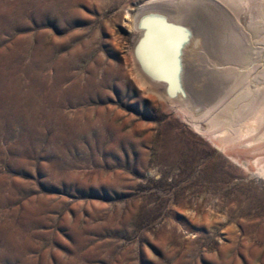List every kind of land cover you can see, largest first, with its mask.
I'll return each mask as SVG.
<instances>
[{
	"label": "rangeland",
	"instance_id": "rangeland-1",
	"mask_svg": "<svg viewBox=\"0 0 264 264\" xmlns=\"http://www.w3.org/2000/svg\"><path fill=\"white\" fill-rule=\"evenodd\" d=\"M149 1L0 0V264H264V122L220 149L183 114L264 89V0L190 6L185 96L137 65Z\"/></svg>",
	"mask_w": 264,
	"mask_h": 264
},
{
	"label": "bare ground",
	"instance_id": "bare-ground-1",
	"mask_svg": "<svg viewBox=\"0 0 264 264\" xmlns=\"http://www.w3.org/2000/svg\"><path fill=\"white\" fill-rule=\"evenodd\" d=\"M222 1H224V4H225V2H228V4L232 3V5L236 4L237 6H241V5L244 6V2H246L245 0H222ZM259 1H262V0H259ZM196 2H199V0H152L151 2L149 1L150 4H148L147 6H145L143 8L142 14L140 15V17L138 18V21H137V26L139 27V31H138L139 33H138V37H137L135 44H138V45H137L136 49H134L135 53H136L135 57L137 60V65L139 66L141 72L145 75V77L147 76L149 79L155 78L158 80H162V82L160 81V83L157 82V83H159V86L161 88H164L165 92H166L167 88H168V90L171 89L172 91H174L176 93L175 95H177V96L178 95H184V96L186 95V92L184 89V81H183L184 80L183 76H184V72H185L184 71V69H185L184 68V64H185L184 58L186 55H188L187 51L192 50L193 47H196V45L198 44V39H196V36L198 34L194 33V31L191 30L190 24L186 21V18H185L186 12L189 10L190 6H192ZM211 2H212V0H211ZM250 2H251V0H250ZM15 4L9 5L7 3V5H8L7 6V13L10 12V10H12L14 8L13 5H15ZM262 5H263V3L261 4V6ZM256 7H258V4ZM207 8H208V6H207ZM219 8H221V7H219ZM222 8H224V6ZM234 8H235V6H234ZM229 9H231V8H229ZM238 9H240V8H238ZM221 11H223V10H221ZM221 11H219L220 13H218V14H221ZM226 11H227V9H226ZM251 11H253V10H251ZM233 12L235 14L234 10H233ZM260 13H261V11H260ZM213 15H215V14H213ZM251 15H252V13H251ZM263 15H264V13H263ZM239 19H240V17H239ZM216 22H217V20H216ZM254 22H256V21L253 20L252 24ZM238 24H240V23H238ZM221 25H222V23H221ZM251 26H253V25H251ZM238 27H240V26H238ZM253 31L255 33V30H253ZM199 37H201V36H199ZM233 40H236V39H233ZM235 44H236V42H235ZM198 46H199V44L197 45V47ZM226 47H228V45ZM235 47H236V45H235ZM201 48H200V50H203ZM242 52H240V53H242ZM8 54H10V53H8ZM190 54H192V52ZM222 54H224V53H222ZM191 56H193V55H191ZM238 56H240V55H238ZM9 57H10V55L5 56V55H3L2 52H0V62L2 63V64L0 63L1 64L0 65V116L1 115L2 116L10 115L12 117V119H15V117H16L15 115H17V110L19 107L18 100L20 99V96L17 93V89L13 85H11L9 80H6V78H4V76L8 75V72H9L7 69L9 66V63H8V59H10ZM222 57H224V56H222ZM229 59H231V58H229ZM244 59H242V60H244ZM185 60H186V58H185ZM238 61H240V58ZM250 62H251V60H250ZM243 63H245V62H243ZM237 68H238V66H237ZM232 69L233 68H229L228 70L230 71ZM222 70H223V67H222ZM261 70H262V68H261ZM260 74H262V76H263V72H260ZM247 75H248V73H247ZM235 76H237L236 78H238L239 74L237 73V75H235ZM235 76H234V79H236ZM243 77L245 78V76H243ZM239 79H241V78H239ZM141 80H142V78H141ZM245 81H246V79H245ZM236 82H237V80H236ZM235 84L238 85L239 83L238 84L235 83ZM234 87L236 88L237 86H234ZM9 97L14 102V104L9 103ZM7 98H8V101H7ZM23 107H21V108H23ZM184 111H185L183 113L184 116L187 118L191 117V119H192L191 121L193 122V126L199 132L204 134L209 139L218 140L219 144L217 143L216 145L218 147H220V149H221L223 144L224 143L226 144V142L229 140H231V141L232 140H241V139L244 140L243 138L245 136H247L251 131L255 130L261 123L264 122V89L262 90V89L258 88L255 91H251L248 89L247 85H245L243 83V86L241 87V92L239 95L234 97L230 102L224 103L220 107L218 106L216 111L214 110L215 113L209 114L208 116L204 115L206 117V120L209 121V126L205 130H203L199 126L200 123L196 120V117L191 113V109L188 110L186 108V109H184ZM206 112H204V113H206ZM261 126H262V124H261ZM253 132H255V131H253ZM259 133L257 135H259ZM253 137H255V135ZM260 137H261V134H260ZM245 139H246V137H245ZM248 139H250V138H248ZM250 140H253V139H250ZM254 141H256V139L253 140L252 142H254ZM230 142L228 145L231 144ZM244 142H246V141H244ZM248 142H251V141H248ZM232 143H233V141H232ZM231 145H235V144H231ZM262 168H260V169H262Z\"/></svg>",
	"mask_w": 264,
	"mask_h": 264
}]
</instances>
